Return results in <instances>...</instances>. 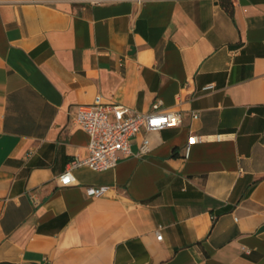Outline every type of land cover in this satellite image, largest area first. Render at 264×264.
Here are the masks:
<instances>
[{
	"label": "crops",
	"instance_id": "1",
	"mask_svg": "<svg viewBox=\"0 0 264 264\" xmlns=\"http://www.w3.org/2000/svg\"><path fill=\"white\" fill-rule=\"evenodd\" d=\"M98 94L183 120L61 185ZM0 264H264V0H0Z\"/></svg>",
	"mask_w": 264,
	"mask_h": 264
},
{
	"label": "built area",
	"instance_id": "2",
	"mask_svg": "<svg viewBox=\"0 0 264 264\" xmlns=\"http://www.w3.org/2000/svg\"><path fill=\"white\" fill-rule=\"evenodd\" d=\"M207 84L205 89L212 88ZM197 112H194V116ZM182 113L178 110H161L159 102L154 104L151 112H140L129 106L105 101L101 94L96 95L91 103H80L74 116L75 124L82 127L89 135L87 144L88 152L84 157H76L69 162V168L59 176L61 185L74 183L72 169L79 166H89L94 170L114 168L122 157L133 153L131 144L133 138L144 127L147 131L159 130L168 126H177L182 123ZM220 136V135H218ZM200 135L191 134L186 146V155L189 154L191 145L200 141ZM150 150V139L144 135L137 151L143 156ZM108 185L86 187L91 196H101L108 191ZM163 233L157 232L161 239Z\"/></svg>",
	"mask_w": 264,
	"mask_h": 264
}]
</instances>
